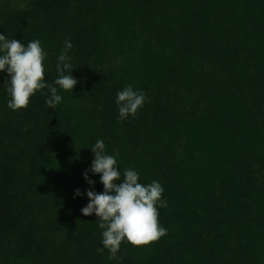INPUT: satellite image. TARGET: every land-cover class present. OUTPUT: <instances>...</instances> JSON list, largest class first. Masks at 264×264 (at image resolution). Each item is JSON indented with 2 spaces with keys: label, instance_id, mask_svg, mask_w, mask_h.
I'll list each match as a JSON object with an SVG mask.
<instances>
[{
  "label": "trees",
  "instance_id": "trees-1",
  "mask_svg": "<svg viewBox=\"0 0 264 264\" xmlns=\"http://www.w3.org/2000/svg\"><path fill=\"white\" fill-rule=\"evenodd\" d=\"M0 33L41 41L50 84L71 40L78 81L12 110L0 73V264H264V0H0ZM127 85L147 99L121 121ZM97 139L167 200L166 235L115 259L74 195Z\"/></svg>",
  "mask_w": 264,
  "mask_h": 264
},
{
  "label": "clouds",
  "instance_id": "clouds-1",
  "mask_svg": "<svg viewBox=\"0 0 264 264\" xmlns=\"http://www.w3.org/2000/svg\"><path fill=\"white\" fill-rule=\"evenodd\" d=\"M73 48L71 40H65L57 56V78L50 84L45 80L44 61L47 52L39 39L26 44L17 39H8L0 33V73L6 74L5 91L9 96L7 107L12 110L26 108L30 98L40 92L47 98L45 106L55 108L63 101L59 94L71 91L78 81L72 75L74 69L69 51ZM47 89V92L43 90ZM147 99L144 92L132 85L125 86L117 92L115 104L118 108V119L123 121L135 116ZM105 142L97 139L90 148L94 154L91 166L83 174L89 189L81 193L75 190L74 195L86 196L88 203L81 209L83 216L95 215L98 228L101 230V245L97 252H109V258L115 259L122 242L132 246L148 245L167 233L159 223V209L167 207V200L162 198L164 187L158 180L142 184L139 173L132 167L123 170L118 166L117 156L106 154ZM99 176L103 191L92 190L94 181L88 173Z\"/></svg>",
  "mask_w": 264,
  "mask_h": 264
}]
</instances>
